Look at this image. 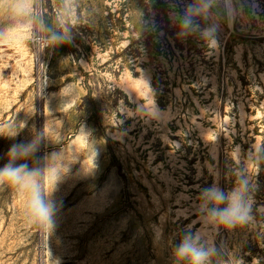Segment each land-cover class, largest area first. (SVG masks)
Wrapping results in <instances>:
<instances>
[{
    "label": "rangeland",
    "instance_id": "1",
    "mask_svg": "<svg viewBox=\"0 0 264 264\" xmlns=\"http://www.w3.org/2000/svg\"><path fill=\"white\" fill-rule=\"evenodd\" d=\"M21 164L54 223L0 180V264H189L186 236L264 264V0H0V169ZM242 181L226 228L206 193Z\"/></svg>",
    "mask_w": 264,
    "mask_h": 264
},
{
    "label": "clouds",
    "instance_id": "2",
    "mask_svg": "<svg viewBox=\"0 0 264 264\" xmlns=\"http://www.w3.org/2000/svg\"><path fill=\"white\" fill-rule=\"evenodd\" d=\"M19 10V9H18ZM190 24V21H185V27ZM215 30L210 28L203 32L206 46L213 49L216 46V39L214 38ZM53 39H58L53 37ZM30 149L24 148L19 150L21 155H26ZM14 154L18 148L14 146L11 150ZM94 166V165H93ZM40 169H29L28 165L21 164L18 167L6 165L0 169V180H7L13 185H18L22 189H29L31 192L30 209L32 215L41 223L53 225L52 219L55 205L50 204L44 193L41 190L37 177L40 174ZM51 177H55V170H52ZM247 191L246 181L241 182V187L234 189L231 193L225 194L219 189H210L206 196L213 204L209 209L212 218L216 219L220 224L226 228L243 225L251 217V205L245 199L244 193ZM223 204L224 207H219ZM176 254L189 261V264H207L210 252L208 249L198 245L196 239L186 236L183 242L177 248Z\"/></svg>",
    "mask_w": 264,
    "mask_h": 264
}]
</instances>
